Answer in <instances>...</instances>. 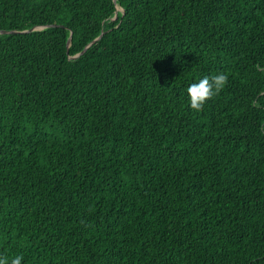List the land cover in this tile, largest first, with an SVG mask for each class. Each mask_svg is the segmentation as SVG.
I'll list each match as a JSON object with an SVG mask.
<instances>
[{
    "label": "trees",
    "instance_id": "1",
    "mask_svg": "<svg viewBox=\"0 0 264 264\" xmlns=\"http://www.w3.org/2000/svg\"><path fill=\"white\" fill-rule=\"evenodd\" d=\"M0 32V256L264 264V0H0Z\"/></svg>",
    "mask_w": 264,
    "mask_h": 264
},
{
    "label": "clouds",
    "instance_id": "2",
    "mask_svg": "<svg viewBox=\"0 0 264 264\" xmlns=\"http://www.w3.org/2000/svg\"><path fill=\"white\" fill-rule=\"evenodd\" d=\"M229 77L224 72L206 75L198 81L188 85L187 104L194 112L204 109L208 101L218 95L228 84ZM23 256L16 255L12 258L0 256V264H22Z\"/></svg>",
    "mask_w": 264,
    "mask_h": 264
},
{
    "label": "water",
    "instance_id": "3",
    "mask_svg": "<svg viewBox=\"0 0 264 264\" xmlns=\"http://www.w3.org/2000/svg\"><path fill=\"white\" fill-rule=\"evenodd\" d=\"M115 2H117V0H115ZM118 9L120 10V8H118ZM9 33H15V32H0V35H5V34H9Z\"/></svg>",
    "mask_w": 264,
    "mask_h": 264
}]
</instances>
